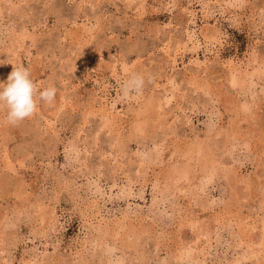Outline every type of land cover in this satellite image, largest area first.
I'll return each mask as SVG.
<instances>
[{"label": "rangeland", "instance_id": "374dc122", "mask_svg": "<svg viewBox=\"0 0 264 264\" xmlns=\"http://www.w3.org/2000/svg\"><path fill=\"white\" fill-rule=\"evenodd\" d=\"M21 64L57 92L0 107V264H264V0H0Z\"/></svg>", "mask_w": 264, "mask_h": 264}, {"label": "clouds", "instance_id": "9594fccd", "mask_svg": "<svg viewBox=\"0 0 264 264\" xmlns=\"http://www.w3.org/2000/svg\"><path fill=\"white\" fill-rule=\"evenodd\" d=\"M151 79L149 76L146 81L143 74L131 73L122 85V92L125 96L139 93ZM56 92L55 86L38 90L28 68L21 64L13 67L6 82L0 83V107L6 109L7 122L16 126L32 117L40 102L51 105Z\"/></svg>", "mask_w": 264, "mask_h": 264}, {"label": "bare ground", "instance_id": "6f19581e", "mask_svg": "<svg viewBox=\"0 0 264 264\" xmlns=\"http://www.w3.org/2000/svg\"><path fill=\"white\" fill-rule=\"evenodd\" d=\"M166 53V52H165ZM253 72V71H252ZM251 72V73H252ZM251 77H253V76H251ZM213 80V79H212ZM233 80H234V82H235V80H237V79H235V77H233L232 79H231V81L233 82ZM195 87H196V85H195ZM210 88V87H209ZM158 103H160V102H158L157 101V99H154L153 97H150V98H148L145 102H144V105H143V109L141 110H139V111H136L135 112V115H134V119H135V125H134V129L135 130H137V131H141V128H142V119H143V116H145V114H149V116H152V115H154L156 112H157V110L156 109H158V108H160V104H158ZM227 103V102H226ZM244 110V109H243ZM148 116V117H149ZM147 116H145V118H148ZM105 118V121H104V123L103 124H105V123H108V122H110L111 120L110 119H108L109 117H107V116H105L104 117ZM238 121V120H237ZM234 123V122H233ZM111 125V124H110ZM234 125V124H233ZM239 125V124H238ZM237 125V126H238ZM103 126V125H102ZM230 131V130H229ZM227 133V132H226ZM148 134V133H147ZM211 142H212V140H211ZM190 143V142H189ZM189 145V144H188ZM201 146V145H200ZM190 147V146H189ZM186 148V147H185ZM213 148V147H212ZM207 150V149H206ZM186 151V150H185ZM208 151L210 152V149H208ZM207 153V152H206ZM193 156V155H192ZM193 160V159H192ZM146 161L145 160H140V164H139V167H141V168H143L144 167V163H145ZM210 162V161H209ZM215 162H216V160H215ZM212 166H213V164H212ZM188 167V166H187ZM214 167V166H213ZM212 167V168H213ZM143 170V169H142ZM170 171V170H169ZM169 171H168V174H167V178H169V179H174V178H176L178 175L179 176H182V177H187L188 175H189V172H188V169H186V168H179V169H171V174L169 173ZM178 176V177H179ZM3 179V178H2ZM180 187V186H179ZM43 215H41V217H42ZM214 218V217H213ZM195 224V223H194ZM241 226V225H240ZM240 228V227H239ZM244 231V230H243ZM110 236H112V235H110ZM235 263H237V262H235Z\"/></svg>", "mask_w": 264, "mask_h": 264}]
</instances>
